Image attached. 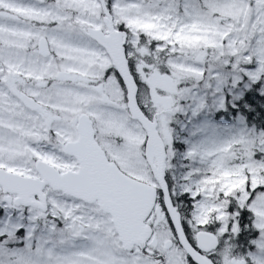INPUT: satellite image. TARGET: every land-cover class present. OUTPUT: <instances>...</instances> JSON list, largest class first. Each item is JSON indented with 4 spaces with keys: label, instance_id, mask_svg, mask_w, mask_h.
<instances>
[{
    "label": "snow or ice",
    "instance_id": "snow-or-ice-1",
    "mask_svg": "<svg viewBox=\"0 0 264 264\" xmlns=\"http://www.w3.org/2000/svg\"><path fill=\"white\" fill-rule=\"evenodd\" d=\"M0 264H264V0H0Z\"/></svg>",
    "mask_w": 264,
    "mask_h": 264
}]
</instances>
